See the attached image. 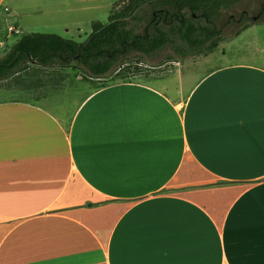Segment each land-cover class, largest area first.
<instances>
[{"label":"crops","instance_id":"1","mask_svg":"<svg viewBox=\"0 0 264 264\" xmlns=\"http://www.w3.org/2000/svg\"><path fill=\"white\" fill-rule=\"evenodd\" d=\"M117 1L0 0V43L88 37ZM244 30L227 61L0 88V264H264V24Z\"/></svg>","mask_w":264,"mask_h":264},{"label":"trees","instance_id":"2","mask_svg":"<svg viewBox=\"0 0 264 264\" xmlns=\"http://www.w3.org/2000/svg\"><path fill=\"white\" fill-rule=\"evenodd\" d=\"M122 1L107 23H93L83 42L56 33L25 34L0 58V79L26 68L28 60L47 67L78 63L92 76L103 77L135 53L154 57L170 47L179 60L208 54L224 39L226 11L240 0ZM230 19L240 25L238 34L264 22V1L254 17L243 10Z\"/></svg>","mask_w":264,"mask_h":264},{"label":"rangeland","instance_id":"3","mask_svg":"<svg viewBox=\"0 0 264 264\" xmlns=\"http://www.w3.org/2000/svg\"><path fill=\"white\" fill-rule=\"evenodd\" d=\"M264 0H240L234 7L228 9L223 18L222 24L223 27V36L224 39L221 43H224L222 49H218V52H221L220 57L224 60H229L230 56L228 55L229 50H238L240 48L241 42H243L244 38L247 36L245 32L249 31H241L239 34L237 33L240 25L235 22H232L230 19L231 15L239 16L240 12L243 10H248L250 15L254 17L261 10V4ZM124 5L122 0L117 1L114 4V9L112 11H107L105 16H103L102 21L107 23L109 21L110 15L121 6ZM111 13V14H110ZM29 21V20H27ZM253 24V23H252ZM257 24H264V22H258ZM93 29V27H92ZM6 30V29H5ZM22 33L20 34H12L9 39V45L5 43H0V58L4 57L13 47V45L18 41L19 38L23 37L29 31L21 29ZM91 31V28L87 30ZM36 32V28L35 31ZM6 33V32H5ZM82 38L78 36L75 37L77 41H85L87 37L84 33ZM220 43V44H221ZM4 46V47H2ZM224 48V49H223ZM223 50L227 51L223 53ZM207 55V54H203ZM225 55V56H224ZM202 56V55H200ZM218 56V55H217ZM131 58L127 59L124 63H122L119 67L105 75L104 81H109L112 79H120L131 77L136 73H149L153 70H158V67L161 65L165 67H169L175 63L176 60H179L178 56L175 55L174 51L168 47L164 51L160 52L158 55L154 57H148L143 54H132ZM198 57V56H197ZM194 57V58H197ZM183 61V60H181ZM192 59L188 58L184 60V68L192 66ZM211 63V65H214ZM209 63H204L203 66H207ZM94 76H92L89 72L83 69L78 63H73L71 66H42L34 60H28L27 67L18 70L15 74H13L8 79H0V88L6 89H19L25 87H33L36 85H63V84H78L85 81H92ZM186 79V76H185ZM187 79L186 82L187 83Z\"/></svg>","mask_w":264,"mask_h":264},{"label":"water","instance_id":"4","mask_svg":"<svg viewBox=\"0 0 264 264\" xmlns=\"http://www.w3.org/2000/svg\"><path fill=\"white\" fill-rule=\"evenodd\" d=\"M89 205H91V203H89Z\"/></svg>","mask_w":264,"mask_h":264}]
</instances>
